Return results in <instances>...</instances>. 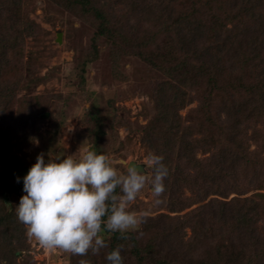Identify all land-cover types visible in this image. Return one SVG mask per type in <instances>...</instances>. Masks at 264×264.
<instances>
[{
    "label": "rangeland",
    "instance_id": "1",
    "mask_svg": "<svg viewBox=\"0 0 264 264\" xmlns=\"http://www.w3.org/2000/svg\"><path fill=\"white\" fill-rule=\"evenodd\" d=\"M14 1L11 6L8 1L0 0L1 5L16 10L13 15L28 23L30 28L22 33L13 30L7 33L12 40L13 59L11 65L0 73V84L14 94L7 105L0 107V134L6 131L13 141L27 134L26 139L30 142L13 145L7 151L8 157L14 161L11 166L14 171L31 166L38 154H43L47 162L59 153L75 154L82 146L107 155L111 165L121 173L126 171L122 162L142 165L150 179L153 164L148 155H157L156 149L168 144L167 140L171 138L169 124L160 121L162 95L170 92L165 84L185 93V105L181 110L166 105L172 120L176 119L182 125L181 130L187 131L190 127L193 133H197L205 128L202 124L207 118L202 117L205 115L201 111L197 112L209 101L203 90L204 79L197 77L182 86L174 84L168 78L165 61L170 54L174 57L179 53L178 43L186 34L184 28L192 22L199 28L197 47H201L206 38H211L209 42L213 43L216 36L230 34L222 35V31L215 30L208 34H213L212 37L205 38L202 26L207 21L204 3L208 0H89L87 8L72 3V0ZM218 1L221 3H212V7L236 13L234 0ZM95 11L102 17L99 18ZM231 20L234 21L232 16L222 19L228 30L235 22ZM176 23L177 28H174ZM235 49H226V60L222 64L228 73L226 78L234 80L236 77L242 84L263 83L264 77L254 73L264 71V52L260 59H255L256 54L249 47L241 58L240 50L238 56L233 53ZM196 67L198 64H194ZM214 100L212 115L216 117L220 115L222 102L218 98ZM165 102L170 100L166 98ZM207 156L199 153L197 158ZM171 180L170 177L164 180L165 191L159 197L160 203H155L150 184L146 183L129 205L130 210L146 213L144 222L129 232L144 244L147 252L145 264L166 260L171 257L167 252L182 251V245L189 242L190 228H185L178 237L170 234L168 227L176 225L172 219L183 218L209 200H222L210 195L203 203L174 210L175 200L184 202L191 194L181 184L184 188L179 192L176 190L175 196L171 193ZM18 185L17 178L10 179L5 193L6 206L12 212L25 194L22 189H17ZM255 193L264 191L250 189L242 195L231 192L223 200L251 197ZM218 226H212L214 237H218ZM11 227L10 234L17 237L13 241L17 250L13 264H79L81 259H87L91 264H107L104 257L111 249V234L108 232L102 233L107 247L95 255L89 252L81 257L60 249H44L26 235L25 226L17 219ZM258 227V232L264 236V220ZM233 235L234 239L238 238L237 233ZM251 252H246L245 258ZM198 255L181 253L177 258L188 261L197 259ZM213 257H216L215 253ZM123 258L124 264H142L140 259L131 257L129 248H122ZM229 261L228 258L224 262ZM256 264H264V259H258Z\"/></svg>",
    "mask_w": 264,
    "mask_h": 264
},
{
    "label": "trees",
    "instance_id": "2",
    "mask_svg": "<svg viewBox=\"0 0 264 264\" xmlns=\"http://www.w3.org/2000/svg\"><path fill=\"white\" fill-rule=\"evenodd\" d=\"M6 1L11 6L13 5L10 3H15L14 0H3ZM234 2L237 3L233 8L236 13L230 9L225 11L222 7H212V3H221L218 0H208L204 3L208 12L205 15L207 21L202 26L205 38L212 37L213 34H208L214 33L215 30L222 31V35L229 32L230 34L225 35L226 38L216 36L213 43L209 42L211 38H206L201 47H197L200 40L197 31L199 28L196 23L190 22L187 24L190 25L184 28L186 34L178 43L179 53L174 57H170L171 54L166 57L169 80L182 86L187 81L202 77L205 82L203 90L209 101L197 111L205 115L202 116L204 119L207 118L202 124L205 128L196 131L197 133H193L190 127L187 131H182V125L176 119L172 120L166 105L168 108L176 106V110H181L185 105V93L171 84H165L166 90L170 92L162 95L164 97L159 106L160 121L169 124L171 138L167 140L168 144L165 143L156 149L157 155L162 157L168 169L164 180L172 178L171 193L176 196L175 191L179 192L185 187L191 194L184 202L182 199L173 200L174 210H183L190 205L203 203L210 195L222 200H209L183 218L172 219L171 222L176 225L174 228L168 225L170 234L178 237L185 228H190L192 236L186 246L182 245V251L167 252V256L171 257L150 264H256L258 259H264V236L258 232V225L264 220V193H255L246 198H233L230 201L223 200L231 192L242 195L250 189L264 191V82L242 84L236 77L234 80L226 78L228 73L222 65L226 60V49L230 50L232 47H236L233 53H237V56L240 50L241 58L247 54L250 47L256 54L255 59H260L264 52V0ZM72 3L87 8L90 1L72 0ZM9 5H1L0 2V73L11 65L13 59L12 40L7 33L11 30L22 33L30 29L28 23L13 15L16 10ZM196 10L194 9L195 12ZM95 12L99 18L102 17L98 11ZM230 16L235 22L231 20L234 23L231 24V30H228L223 26L222 19H228ZM177 23L174 28H177ZM203 58L205 61H202ZM194 64H198V67L194 68ZM259 74L264 77V71L254 73L255 76ZM13 96L7 87L0 84V107L7 105ZM166 98L170 100L169 103L165 102ZM215 98L222 102V110L216 117L212 115ZM221 115L223 117H220ZM172 124L175 126L172 127ZM27 136L25 134L23 138L13 141L6 131L0 134V264H13L17 251L13 243L17 237L10 234L11 225L16 223V213L9 211L6 206L5 193L12 179L9 175L14 172L11 168L14 161L8 157L7 151L13 145L30 144ZM253 145L254 150H251ZM199 153L208 156L199 159ZM215 224H219L218 237L213 235L212 226ZM233 233H237L238 238L234 239ZM110 234L111 249L117 246L129 248L131 257L140 259L141 263L145 264L147 252L138 236L131 233L124 237L119 233ZM221 241L223 245L220 244ZM211 249L216 257H213ZM249 250L253 253L245 258V253ZM191 252L199 253L197 259L178 260V254L185 253L188 256ZM220 257L224 261L229 258V263L222 261Z\"/></svg>",
    "mask_w": 264,
    "mask_h": 264
},
{
    "label": "clouds",
    "instance_id": "3",
    "mask_svg": "<svg viewBox=\"0 0 264 264\" xmlns=\"http://www.w3.org/2000/svg\"><path fill=\"white\" fill-rule=\"evenodd\" d=\"M148 160L153 164L150 179L135 163L122 162L126 171L121 173L107 155L82 146L75 154L59 153L47 162L38 154L22 178L25 194L15 207L16 218L44 249L95 255L107 247L102 233L124 237L144 222L146 213L129 205L146 183L160 203L168 169L161 156L150 153ZM121 253V246L114 247L104 259L123 264ZM79 264L91 262L81 259Z\"/></svg>",
    "mask_w": 264,
    "mask_h": 264
},
{
    "label": "water",
    "instance_id": "4",
    "mask_svg": "<svg viewBox=\"0 0 264 264\" xmlns=\"http://www.w3.org/2000/svg\"><path fill=\"white\" fill-rule=\"evenodd\" d=\"M129 163H135V162H129ZM137 164V163H135ZM139 165V164H137ZM30 168V166H27V167H23L21 168L20 170H17V171H14L13 173H11L9 176L12 177V178H20L19 179V185L17 186V189L20 190V189H23V176L26 175L28 169ZM139 169L141 171H144V167L142 165H139Z\"/></svg>",
    "mask_w": 264,
    "mask_h": 264
}]
</instances>
